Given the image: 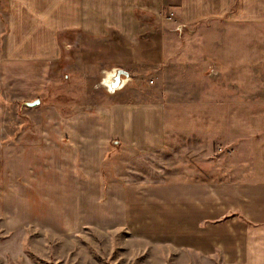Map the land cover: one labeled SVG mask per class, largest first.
<instances>
[{
    "label": "crops",
    "instance_id": "crops-1",
    "mask_svg": "<svg viewBox=\"0 0 264 264\" xmlns=\"http://www.w3.org/2000/svg\"><path fill=\"white\" fill-rule=\"evenodd\" d=\"M212 22L230 30L262 31L264 0H0L4 167H10L7 160L20 157L26 146H13L9 134L4 137L3 102L39 96L44 112L47 106L40 96L47 95V108L56 109L59 90L49 88L48 71L64 61L63 47L69 44L68 79L76 92L70 102L81 101L82 106L72 109L67 119H42V135L34 137L36 155L67 142L69 197L67 204H59L74 214L77 207L101 206L103 223L126 225L136 237L169 244L206 261L264 264V179L251 178L248 152L236 146L234 153L239 154L234 155L244 162L232 160L220 167L218 154L206 169L201 151L193 149L200 143L198 137L190 136L197 140L183 147L185 138L175 141L168 136V105L151 86V78L160 80L163 72L169 73L165 54L172 30L199 29ZM236 41L230 39L228 46ZM235 46L232 52L237 54ZM115 67L129 73L131 80L123 88L109 92L102 83L94 87ZM82 86L90 89L82 93ZM92 92L99 98L94 104ZM82 101L88 103L83 106ZM52 126L68 127L67 132L58 130L67 134L55 136L46 129ZM244 137L247 143L252 135ZM16 138L23 142L21 134ZM231 138L240 142L237 135ZM179 147L186 150L180 162ZM39 163L45 165L44 160ZM90 192H96V202ZM75 221L68 225L75 227Z\"/></svg>",
    "mask_w": 264,
    "mask_h": 264
},
{
    "label": "rangeland",
    "instance_id": "rangeland-1",
    "mask_svg": "<svg viewBox=\"0 0 264 264\" xmlns=\"http://www.w3.org/2000/svg\"><path fill=\"white\" fill-rule=\"evenodd\" d=\"M214 23L192 30L174 28L165 54L169 73L165 72L166 77L163 72L160 80L151 78V86L168 105V136L175 141L185 138L183 147L197 140L190 136L198 137L200 143L196 142L193 149L201 151L206 169L218 154L220 167L232 160L244 162V158L234 155V147L240 146L248 152L246 159L254 173L251 178L264 179V30H230L228 25ZM230 39L238 40L234 44L237 54L232 52L234 45L228 46ZM246 43L251 48H245ZM63 50L64 61L52 64L48 71V86L51 90L58 88L60 101L56 107L61 110L47 108V95L40 96L47 106L44 112L40 111L41 100L32 108L23 105L29 101L3 102L4 137L9 134L6 137L14 141L9 144L26 149L21 152V159L17 156L7 160L10 167H4V160L0 159V264H222L169 244L136 237L126 225L103 223L101 206L87 210L77 207L74 214L75 210L59 204H67L69 197V158L67 142L63 144L60 139L67 133L58 130L67 132L68 127L56 128L57 132L53 126L46 128L59 135V142L65 147L58 149L60 144L52 143L55 149L42 155H36L38 144L34 137L37 133L42 135V128L38 127L42 119H67L72 109L82 106L81 101L70 102L76 92L68 79L69 44ZM100 84L97 82L94 87ZM88 88L84 86L82 93ZM81 98L85 100L84 94ZM91 99L93 104L99 100L94 92ZM218 102L219 108L215 105ZM86 103L82 101L83 106ZM20 134L22 143L16 138ZM236 135L240 142L232 141L231 136ZM246 135L252 137L243 143ZM184 151L178 148V162ZM40 160L45 161L43 167ZM90 193L94 197L96 192ZM74 219L75 227L69 226L68 221Z\"/></svg>",
    "mask_w": 264,
    "mask_h": 264
},
{
    "label": "water",
    "instance_id": "water-1",
    "mask_svg": "<svg viewBox=\"0 0 264 264\" xmlns=\"http://www.w3.org/2000/svg\"><path fill=\"white\" fill-rule=\"evenodd\" d=\"M106 78L102 80V85L106 87L109 92H114L123 88L131 79L129 73L122 68H112L109 72H106ZM40 104V99H34L29 102H25V107H34Z\"/></svg>",
    "mask_w": 264,
    "mask_h": 264
},
{
    "label": "trees",
    "instance_id": "trees-1",
    "mask_svg": "<svg viewBox=\"0 0 264 264\" xmlns=\"http://www.w3.org/2000/svg\"><path fill=\"white\" fill-rule=\"evenodd\" d=\"M6 33V29L4 27V29L2 30V35H4Z\"/></svg>",
    "mask_w": 264,
    "mask_h": 264
},
{
    "label": "built area",
    "instance_id": "built-area-1",
    "mask_svg": "<svg viewBox=\"0 0 264 264\" xmlns=\"http://www.w3.org/2000/svg\"><path fill=\"white\" fill-rule=\"evenodd\" d=\"M173 16V13H170V17H172Z\"/></svg>",
    "mask_w": 264,
    "mask_h": 264
}]
</instances>
